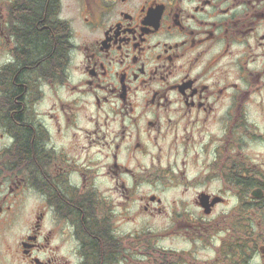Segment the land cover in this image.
I'll use <instances>...</instances> for the list:
<instances>
[{
	"label": "flooded vegetation",
	"instance_id": "1",
	"mask_svg": "<svg viewBox=\"0 0 264 264\" xmlns=\"http://www.w3.org/2000/svg\"><path fill=\"white\" fill-rule=\"evenodd\" d=\"M159 219L164 264H264V0H0V264L151 258Z\"/></svg>",
	"mask_w": 264,
	"mask_h": 264
},
{
	"label": "rangeland",
	"instance_id": "2",
	"mask_svg": "<svg viewBox=\"0 0 264 264\" xmlns=\"http://www.w3.org/2000/svg\"><path fill=\"white\" fill-rule=\"evenodd\" d=\"M165 198L170 202L173 199V193L168 192ZM162 222L163 219H159L154 226V230L157 234H161L162 237H157L152 241L155 248L153 256L151 258L130 259L127 264H164L167 260L173 261V259L177 261L178 256H171L169 253L167 254V251L186 249V244L180 234L178 236L172 235L176 228L171 224H162ZM163 234H166V236H163ZM163 250H166V252H163Z\"/></svg>",
	"mask_w": 264,
	"mask_h": 264
},
{
	"label": "trees",
	"instance_id": "3",
	"mask_svg": "<svg viewBox=\"0 0 264 264\" xmlns=\"http://www.w3.org/2000/svg\"><path fill=\"white\" fill-rule=\"evenodd\" d=\"M43 7V9H42ZM41 9L46 13V3L43 4ZM44 36L41 38V47L45 49V53H49L51 55L52 49L54 48V37L49 30L44 31ZM59 44H60V53H61V60L64 58L65 53V46H66V30L63 25L59 27ZM48 54V55H49Z\"/></svg>",
	"mask_w": 264,
	"mask_h": 264
}]
</instances>
